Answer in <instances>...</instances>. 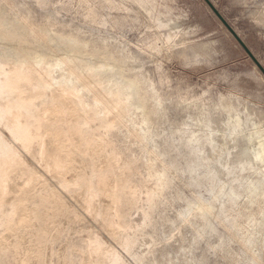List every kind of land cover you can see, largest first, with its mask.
<instances>
[{"label": "rangeland", "instance_id": "obj_1", "mask_svg": "<svg viewBox=\"0 0 264 264\" xmlns=\"http://www.w3.org/2000/svg\"><path fill=\"white\" fill-rule=\"evenodd\" d=\"M209 1L264 68V0ZM24 25L63 39L46 47L78 52L84 57L78 70L113 63L117 72L97 71L94 79L109 80L110 90L131 87L143 109H131L111 131L92 125L109 143L107 153L129 167L125 177L137 193L120 209L130 225L119 239L128 248L82 213L79 192L72 201L63 197L46 224L45 244L34 240L33 227L24 228L29 214H21L23 264H37V253L42 264H107L79 252L89 239L117 252V264H264V77L202 0H0V54L11 55L6 41L17 39L26 53L45 57L35 63L37 71L56 85L68 71L43 53ZM80 96L93 100L86 91ZM40 184L30 193L54 187ZM4 233L2 241L11 243Z\"/></svg>", "mask_w": 264, "mask_h": 264}, {"label": "bare ground", "instance_id": "obj_2", "mask_svg": "<svg viewBox=\"0 0 264 264\" xmlns=\"http://www.w3.org/2000/svg\"><path fill=\"white\" fill-rule=\"evenodd\" d=\"M27 26L22 29L42 44L43 53L63 66L62 71L68 72L66 81L59 80L60 83L55 82L54 85L52 77L50 79L47 76V79L37 71L35 63L42 61L44 56L41 60L39 53H26L24 45L17 39L6 41V44L13 47H9L12 49L11 55L5 56L1 51L0 64H7L8 68L0 67V233L11 235L13 240L4 243L0 237V264H23L17 254L24 243L18 234L21 224L25 222L20 219L21 214H29V222L23 224L24 228L33 227L34 240L45 244L48 236L46 224H52L58 209L63 206V197H71L72 201L79 192L82 199L77 207H80L82 213L88 214L95 224L101 222L105 232L115 237L125 250L130 243L120 241L119 236L127 231L130 223L120 209L132 205L137 200V193L131 189L125 177L129 167L125 164L120 166L116 154L107 153L109 143L94 134L92 125L98 124L101 129L111 131L124 123L131 109L141 111L143 106L135 101L131 87L114 84L116 88L110 90L106 86L109 80L103 82L94 79L97 71L106 74L111 70L117 72L113 63H97L86 68V71L80 69L82 72L74 67L83 61L82 55L68 49L61 50V53L50 52L46 47L47 42L60 43L61 38ZM40 69L48 70L45 64ZM107 77L111 79V76ZM70 83H74V86ZM81 91L92 95L91 103L83 101ZM68 99L75 105V111H72L73 107L69 109L66 106ZM4 132L9 138L5 137ZM26 160L33 163L32 168L26 165ZM100 160H103L102 166ZM78 161L81 170L76 166ZM15 176H19L18 181H22L17 184L12 182V185L10 182ZM47 182L54 187H40L41 191L30 193L31 186L40 183L45 185ZM16 189L22 198H15ZM156 191H151L149 195L155 196ZM102 197L107 200L105 206L101 203ZM9 201L12 203L4 207ZM72 217L75 218V215ZM104 250L97 239H89L79 252L88 259L100 255L107 264H117V252L113 250L109 253L106 250L107 253ZM42 257V254L37 253V264H42ZM70 259L71 252L64 257L67 260L65 262Z\"/></svg>", "mask_w": 264, "mask_h": 264}, {"label": "water", "instance_id": "obj_3", "mask_svg": "<svg viewBox=\"0 0 264 264\" xmlns=\"http://www.w3.org/2000/svg\"><path fill=\"white\" fill-rule=\"evenodd\" d=\"M203 3L208 7L214 17L219 21V23L223 26V28L228 32V34L233 38V40L237 43V45L242 49V51L246 54L248 59L253 63V65L257 68V70L264 77V68L257 61L251 51L247 48L245 43L240 39L237 33L233 30V28L227 23V21L223 18L220 12L214 7V5L209 0H202Z\"/></svg>", "mask_w": 264, "mask_h": 264}]
</instances>
